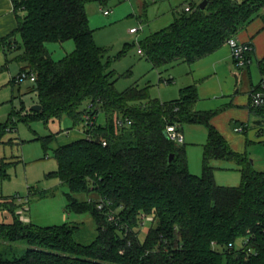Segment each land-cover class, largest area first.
Masks as SVG:
<instances>
[{"label":"trees","instance_id":"16d2710c","mask_svg":"<svg viewBox=\"0 0 264 264\" xmlns=\"http://www.w3.org/2000/svg\"><path fill=\"white\" fill-rule=\"evenodd\" d=\"M89 1L13 0L18 26L0 38V49L12 47L13 36L21 35L27 66L18 74L27 70L36 75L42 106L30 114L32 118L48 122L67 115L80 123L86 122L85 114L90 116L87 138L55 149V175L68 184L67 209L90 213L97 235L82 244L75 239L77 225L24 222L14 207L0 222V238L26 241L29 247L13 258L0 253V264H264V170L253 167L247 152L234 151L210 123L215 112L192 110L196 85L181 88L178 98L166 102L149 99L135 86L117 90L115 74L103 61L105 50L94 40L86 10ZM263 10L264 0H208L205 9L183 10L140 46L156 69L193 63L236 37ZM68 39L74 40L75 49L54 59L46 43ZM244 44L253 49L252 43ZM252 49L247 52L249 61ZM258 64L263 78L255 88L264 83V57ZM144 99L149 101L141 104ZM263 107L252 106L257 111ZM100 112L105 124L97 123ZM175 122L208 128L202 175L190 172L185 146L165 136L166 125ZM14 128L0 122V143ZM51 138L44 139L45 149ZM214 159L235 161L241 183L218 184ZM2 163H7L4 158ZM5 170L0 165V175ZM147 216L153 221L143 225Z\"/></svg>","mask_w":264,"mask_h":264},{"label":"rangeland","instance_id":"374dc122","mask_svg":"<svg viewBox=\"0 0 264 264\" xmlns=\"http://www.w3.org/2000/svg\"><path fill=\"white\" fill-rule=\"evenodd\" d=\"M187 1L189 0H90L86 4V10L90 27L94 30V40L105 50L103 61L117 79V90L123 91L135 86L139 90H145L149 99L169 100L179 96L180 88L187 84V77L194 76L191 82L198 86V106L219 110L224 108L225 102L247 96L249 82L246 83L239 75L238 69H233L234 73H230L222 68L219 75L199 79L195 71L197 63L201 61L156 69L144 54L139 53L140 41L171 25L175 17L183 12ZM105 10L112 12L106 15ZM141 26L144 30L141 28L136 33L130 32V28ZM13 38L12 47L0 49V122L9 123L10 128L15 127L6 132L0 143V158L7 162L0 164L6 167L5 175H0V222L16 207L24 222L42 226L64 223L77 225L75 239L82 244H89L97 235L96 223L90 213L80 214L67 209L65 193L69 190L68 184L55 175L58 169L55 149L81 137L87 138L85 122L75 123L67 115L48 122L30 116L35 113L34 106L40 104V97L35 83L29 79L12 81L21 68L27 66L22 58V37L17 33ZM46 47L54 59H60L75 49V42L73 39L62 42L52 40L46 43ZM252 68L253 82L257 83L260 75L254 58ZM222 92L229 94L228 97H222ZM149 99L140 103L146 104ZM86 107L87 101L79 109L83 111ZM25 117L28 118L25 120ZM257 119L251 117L248 131L240 132L239 135L244 140V150L247 151L249 160L253 161V167L264 170V123L257 124ZM97 121L105 123L103 112L98 114ZM182 132L190 151L191 170L202 175V144L207 141V129L203 124L185 123ZM47 136L52 138L45 149L43 143ZM192 141L194 143L190 145ZM194 157L197 159L195 163ZM211 165L215 168L218 184L237 186L241 183V171L235 161L217 159L211 161ZM42 192L46 193L42 196ZM90 195L96 197L94 193ZM12 200L16 206L7 202ZM147 228L145 226L142 233L145 234ZM28 247L26 241L12 242L0 238V253L8 258L21 256Z\"/></svg>","mask_w":264,"mask_h":264},{"label":"crops","instance_id":"0c3cea01","mask_svg":"<svg viewBox=\"0 0 264 264\" xmlns=\"http://www.w3.org/2000/svg\"><path fill=\"white\" fill-rule=\"evenodd\" d=\"M239 1H242V0H239ZM17 26H18V19H17L15 12H14L12 0H0V38L9 36L16 29ZM132 28H137V27H132ZM132 28H130V30ZM141 28L143 29V27L141 26L140 28H138V31ZM133 33H136V32H133ZM236 38L242 43L250 42L253 45V49L249 52L250 61L247 65L242 66V67H239L236 65L234 58H233L232 49L226 43L222 47H220L218 50L209 54L208 56L199 59L198 62L201 61V63H197L198 65H196L195 73H196V77H198L200 79L203 76L204 77H213L214 75H219L220 70L222 68L225 69L227 72H230V73H234L233 71L234 70L237 71V69H238L240 71L239 75L243 79L246 80V83H247V81L249 82V84L246 88V93H247L246 97H244L243 99H240V98L235 99L234 98V99L230 100L229 102H225L224 108H220L219 110L210 109V108L206 109V108H200L198 106V104H199L198 103V100H199L198 86L195 83L191 82L194 79V76L192 77L193 79L190 78V76L187 77V82H186L187 84H184L183 87L188 86V85H196L198 98L193 103L192 110L195 112H204V111L215 112L214 115L210 119V123L212 125H214L219 130V132L229 142L230 146L232 147V149L234 151L244 153L247 151L244 150V146H243L244 140L239 135V133L240 132L246 133L248 131V127H249L248 124L251 120V117H253V116L258 118L256 120L257 124L262 125V123H264V107L257 111V109L252 108L251 99H250L251 91L255 87H257V85L260 84V82L263 78V75L260 71L258 62L260 59H262L264 57V10L261 11L248 24V26L246 28L241 30L236 35ZM253 58L256 61V64L258 67V72L260 75V79L257 83L253 82V76H254L253 75V68H252ZM181 63L186 64L188 62H178L175 64H181ZM175 64H172V65H175ZM188 64L191 65L192 63H188ZM237 78H236V80H237ZM183 87H181V88H183ZM179 92H180V90H179ZM228 95L229 94H226L223 92L221 94L222 97H228ZM179 96H180V94H179ZM178 97H175V98H178ZM175 98H171L169 100H172ZM169 100H163L161 102H166ZM81 122H85V121H81ZM97 123H99V122L97 121ZM105 123H106V116H105ZM105 123H101V124H105ZM185 123H191V122L182 123L181 124L182 131H183V124H185ZM192 124H202V123H192ZM204 126L206 127V125H204ZM206 129H207V141H208V128L206 127ZM79 139H82V137ZM79 139H76V140H79ZM184 139H186L185 135H184ZM76 140H73V141H76ZM67 141H69V140H67ZM73 141H71V142H73ZM207 141L202 144L203 145V157H204V147H205ZM68 143H70V142H67L65 144H68ZM193 143L194 142L192 141L189 144L191 145ZM247 143H248V140H247ZM65 144H63V145H65ZM182 145H184L186 148L188 167H189L190 172L193 174L199 175L195 172H192V170H191L190 151L187 148V144H186L185 140H184V143ZM59 146H61V145H59ZM193 160L195 163V160L197 161L196 157H194ZM214 160H217V159H214ZM239 170H240V168H239ZM214 176H215V169H214Z\"/></svg>","mask_w":264,"mask_h":264},{"label":"built area","instance_id":"2783aa9c","mask_svg":"<svg viewBox=\"0 0 264 264\" xmlns=\"http://www.w3.org/2000/svg\"><path fill=\"white\" fill-rule=\"evenodd\" d=\"M202 0H189L184 4L183 10L185 12L191 13L193 12L197 7H199V4ZM13 3V0H12ZM14 7V6H13ZM112 11L110 10H105L104 13L106 15L111 14ZM132 33L137 32L138 28H132L130 30ZM227 44L231 47L232 49V54L234 61L237 66L242 67L248 64V59H247V52L252 49V46H248L242 42H240L236 37L229 38L227 40ZM139 53L143 54V50L140 48ZM26 79H29L32 82L36 81V75L34 73H30L27 70L22 71L20 74H18L16 77L12 78L13 81L17 82H22ZM251 102L253 107H260L264 104V83L260 85L258 88H254L251 93ZM90 119V116L88 114H85V120H86V129L88 127L87 125V120ZM125 122L130 124V120L126 119ZM122 120H118L117 123L118 125L122 126L125 123ZM165 130L168 132V137L178 143V144H183L184 143V134L181 130V123L175 122V123H168L165 127ZM88 137V136H87ZM92 139H94L93 134L91 135ZM103 145H107V141L103 140ZM103 201L98 203V208L102 209L103 208ZM110 219H112L110 217ZM153 221L152 216H147L145 217L143 221V225H146L147 223Z\"/></svg>","mask_w":264,"mask_h":264},{"label":"water","instance_id":"95a60500","mask_svg":"<svg viewBox=\"0 0 264 264\" xmlns=\"http://www.w3.org/2000/svg\"><path fill=\"white\" fill-rule=\"evenodd\" d=\"M207 4H208V0H202V1L200 2V4H199V7H200L201 9H205L206 6H207ZM41 108H42V106H41L40 104H38V105L34 106L33 109H34L35 111H39V110H41ZM164 134H165V136L168 137V132H167L166 130L164 131ZM100 140H101V137L98 136V137L96 138V141L99 142ZM173 157H174V155L171 154L170 157H169V161H172ZM250 162H251V164H253V161H252V160H250Z\"/></svg>","mask_w":264,"mask_h":264}]
</instances>
